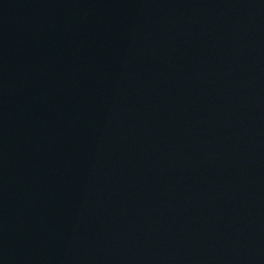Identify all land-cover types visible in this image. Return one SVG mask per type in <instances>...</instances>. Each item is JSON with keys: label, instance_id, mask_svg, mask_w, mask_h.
<instances>
[{"label": "water", "instance_id": "95a60500", "mask_svg": "<svg viewBox=\"0 0 264 264\" xmlns=\"http://www.w3.org/2000/svg\"><path fill=\"white\" fill-rule=\"evenodd\" d=\"M0 264H264V0H0Z\"/></svg>", "mask_w": 264, "mask_h": 264}]
</instances>
